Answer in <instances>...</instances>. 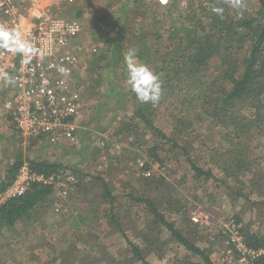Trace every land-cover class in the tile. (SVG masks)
Segmentation results:
<instances>
[{
    "label": "rangeland",
    "instance_id": "1",
    "mask_svg": "<svg viewBox=\"0 0 264 264\" xmlns=\"http://www.w3.org/2000/svg\"><path fill=\"white\" fill-rule=\"evenodd\" d=\"M135 1L81 0L76 12L72 10L74 17L80 13L82 41L97 49L87 72L76 77L82 89L89 90L85 97L81 92L76 145L27 141L14 132L8 119L0 116V185L8 180L16 163L30 161L61 165L58 172L68 173L65 178L71 179L66 196L60 198L54 190L47 202L23 222L24 229L20 226L18 234L14 230L9 233L12 230L8 227L0 228V248L16 249L9 264H20L17 258L28 255L32 257L28 264H142L132 255L126 240L141 248L149 264H205L178 245L146 207L132 200L141 195L149 197L164 218L202 249L212 264H244L238 262L229 242L231 233L236 232L226 229L237 218L243 232L242 226H248L247 231L264 234V135L255 127L258 121L252 120L253 112L244 107L240 110L254 126L240 129L239 139L225 141L221 127L200 113L199 107L193 112V106H187L188 94L200 95L196 83L185 84L180 78H172L162 88L158 103H141L131 93L124 64L129 50L149 54V48L152 51L156 46L165 51L170 44L184 41L185 30L190 31L196 23L203 22L201 27L211 24V32L218 33L223 24L216 20L214 7L223 8L222 15L226 17L222 19H226L231 11L251 16L258 9V2L235 0L233 6L234 0H188L186 6H181L174 0ZM208 11L217 24L208 20ZM139 13L143 17L139 18L141 27L137 32L139 20L135 18ZM117 27L127 35L124 40L119 38ZM137 35L142 37L140 41L135 40ZM127 41L131 46L123 48ZM161 42L165 44L160 45ZM247 49L245 46L242 52ZM237 57L236 53L231 56L234 60ZM138 59L156 75L162 69L160 60ZM212 65L209 70L214 77L229 72L228 65L220 73L218 63ZM212 82L216 90L224 85V79L218 77ZM141 106L152 127L179 146L173 147L134 117L135 107ZM179 113L185 119L175 117ZM257 125L264 129V124ZM155 142L160 145L157 154L163 163L148 156ZM235 144L245 157L243 163L240 157L231 171L222 172V165L215 164L223 157L218 149L234 150ZM190 162L203 168V172L213 169L212 175L194 176ZM223 163L221 159L220 164ZM146 171L150 176H144ZM79 180H83L84 191L76 195L73 191ZM102 182L107 183L113 198L111 206ZM55 202L60 204L59 213L53 211ZM83 217L87 219L82 220ZM227 251L234 253L231 261Z\"/></svg>",
    "mask_w": 264,
    "mask_h": 264
},
{
    "label": "trees",
    "instance_id": "2",
    "mask_svg": "<svg viewBox=\"0 0 264 264\" xmlns=\"http://www.w3.org/2000/svg\"><path fill=\"white\" fill-rule=\"evenodd\" d=\"M256 1L258 2L259 7L251 16L248 15L249 17L241 13L235 14L233 11L227 12L228 16L226 19H222V17H226L224 15H217L218 18L216 20H219V23L223 24L221 26V31L218 33L211 32L214 30L212 27H208L211 24H208L206 27H201L203 22H200V24L196 23L190 31L185 30L187 36L184 38V41L170 44L165 51H160L155 46L152 51L150 50L151 48H149V54H142V52L136 54L138 58L141 59L149 58L160 60L162 69L156 73L158 76H161V85L164 89L166 83L170 82L169 80L172 78H180V81H183L185 84L193 82L194 85L196 83L195 88L196 90L199 89L200 95L188 94V96L185 97L189 98V101L186 104L188 107L193 106L191 107L193 112L199 107L200 113L202 112L203 115L205 113L207 119L211 120V122H215L217 126L221 127L223 129L222 137L225 141H231L232 138L239 139V137L242 136V131H240V129H243L244 127L245 129L247 128V130L250 129V127L246 125H253V119L255 122L258 121L257 123L264 124V0ZM135 3H137V0ZM190 9L191 6L189 8L187 7L186 10L188 11ZM210 13L211 11H208L206 17H208L209 21L213 20V24H217L215 23L214 16L212 19L210 18ZM142 14L143 13H139L135 18V20H139L136 24L137 32L141 27V25H139V18L143 17ZM76 16L79 17L80 14L77 13ZM112 26L115 25L113 24ZM120 28L121 27H117V29ZM194 33L198 35H195ZM118 34L119 38L122 40L127 36L122 29L118 30ZM176 36L177 34H175V38ZM127 39L134 40L131 37H127ZM141 39L142 37L139 35L135 38V40L139 41ZM111 42L114 41L111 40ZM162 44L165 43L161 42L160 45ZM129 46H131V43L127 41L123 48ZM245 46H247L248 49L243 53L242 50ZM141 47L142 46L138 49ZM146 51H148V49ZM234 53L238 55V61L237 59L234 60L231 58ZM173 54H175L176 57H172ZM216 63H218L217 73L223 72V70L225 71L227 65L229 67V72L226 73L227 71H225L224 76H222L221 73L216 74L217 76L214 77V72H210L209 68L212 64L215 65ZM236 73L238 74L236 75ZM217 77L222 80L224 79V85H219L216 90L212 81ZM207 83L210 84L206 85ZM88 91L87 87L83 89V97H85ZM131 98L132 101H134V95H132ZM195 105L197 107H194ZM243 107L253 112L252 120L249 121L245 113H240V110H242ZM134 117H139L156 135H159L165 141L172 143L173 147L179 146L176 142H173L171 137H168V139L163 132L152 127L151 119L144 113L143 106L135 107ZM175 117H179L180 119L184 118L180 113ZM179 123H181L180 120ZM257 123H255V127L259 128L258 130L260 133L264 135V129L258 127ZM190 126L191 125L188 127ZM247 130H245V132H247ZM235 147L236 149L230 151L228 149H218V151L221 152L218 154H222L223 157L221 159H223L224 163L220 164L221 159H219L215 161V164L217 167L222 165V172L228 173V171H231L233 168V165H236L235 161H240L242 152L237 148L236 144ZM181 149L182 147L180 146V150ZM158 151H160V145L155 142L149 149V158L160 161L157 154ZM183 151H185V148H183ZM95 153L97 152H94V154ZM244 158L242 157V163ZM23 163L24 162H19L14 165L13 169L10 170L8 180L0 185V191L13 181L17 170ZM27 163L33 171L45 175L58 173V170L61 169V165L54 163L42 161H30ZM190 168L196 177L201 175L210 177L213 173V169H207L208 172H203V168H199L192 162H190ZM77 176H80V174L78 173ZM83 185V180H79L73 191L74 194L77 195L78 192L82 193L84 191L82 189ZM102 188L104 196L109 197V204L111 206L113 204V198H110L111 194L108 191L106 182H102ZM52 193V187L40 184L32 185L26 194L9 201L2 207L0 210V228H12L17 221L30 218L33 212L38 209L41 204L47 202V197ZM132 200L136 204H142V206L146 207V209L154 216L156 223H159L164 229L168 230L178 245H181L192 254L199 256L205 264H212L202 249H198L195 244L185 238L186 236L182 232L177 231L173 224L164 218L149 197L142 195L140 197L134 196ZM85 219L87 218H82V220ZM240 221L241 220L237 218L234 222H230H232L234 228L242 237L245 245L252 250L264 248V234L258 232L251 233L247 231L248 226H242V229L245 230L243 232L239 226L241 223ZM88 237L87 239H89ZM99 241L100 239L98 242ZM142 241L144 240L142 239ZM126 242L132 255L136 257L137 260L141 261L142 264H149L145 261V255L141 254L142 250L136 243H132L128 240H126ZM249 264H264V255L252 259Z\"/></svg>",
    "mask_w": 264,
    "mask_h": 264
},
{
    "label": "built area",
    "instance_id": "3",
    "mask_svg": "<svg viewBox=\"0 0 264 264\" xmlns=\"http://www.w3.org/2000/svg\"><path fill=\"white\" fill-rule=\"evenodd\" d=\"M80 1L0 0V26L19 31L36 50L34 55L25 57L0 48V116L10 121L22 139L54 145L78 142L77 121L82 112L83 89L76 77L86 72L97 51L82 41V23L73 16L72 10L76 12ZM174 1L181 6L188 3V0ZM143 174L150 176L149 171ZM67 175L37 173L24 162L13 181L0 191V210L9 201L26 194L34 184L52 187L63 198L70 187L71 179L65 178ZM53 211L61 212L58 202L54 203ZM226 229L236 232L231 233L229 242L239 257L238 262L249 264L264 255V248L249 249L233 225ZM233 254L227 251L228 261L233 259Z\"/></svg>",
    "mask_w": 264,
    "mask_h": 264
},
{
    "label": "clouds",
    "instance_id": "4",
    "mask_svg": "<svg viewBox=\"0 0 264 264\" xmlns=\"http://www.w3.org/2000/svg\"><path fill=\"white\" fill-rule=\"evenodd\" d=\"M233 6H235V0ZM212 11L217 15H222L224 9L214 7ZM0 48L21 53L25 57L34 55L36 52L19 31L9 30L3 26H0ZM124 64L127 83L135 97L141 103H152L153 105L158 103L162 95V85L159 77L137 58L135 50H129L125 54ZM61 71H64V69H61Z\"/></svg>",
    "mask_w": 264,
    "mask_h": 264
},
{
    "label": "crops",
    "instance_id": "5",
    "mask_svg": "<svg viewBox=\"0 0 264 264\" xmlns=\"http://www.w3.org/2000/svg\"><path fill=\"white\" fill-rule=\"evenodd\" d=\"M77 13H79V12H77ZM23 222H26V220L17 221L16 224L12 228H10L12 231L9 233L13 234V230H14L15 234H18V232L20 231V226H22V229H24V223ZM2 228H6V227H2ZM32 248H34V247H32ZM3 249H5V250H3ZM15 251H16V249H13V248L7 250L6 248L1 247L0 248V264H7L9 262V260H11V258H14V252ZM16 253H18V252H16ZM20 256H21V253H20ZM17 261H18V263L21 262L20 264H28V262H32V257L29 255L28 256H21V257L17 258ZM11 264H14V263L12 262Z\"/></svg>",
    "mask_w": 264,
    "mask_h": 264
},
{
    "label": "bare ground",
    "instance_id": "6",
    "mask_svg": "<svg viewBox=\"0 0 264 264\" xmlns=\"http://www.w3.org/2000/svg\"><path fill=\"white\" fill-rule=\"evenodd\" d=\"M28 141V140H27ZM61 143V142H60ZM67 144V143H66Z\"/></svg>",
    "mask_w": 264,
    "mask_h": 264
}]
</instances>
